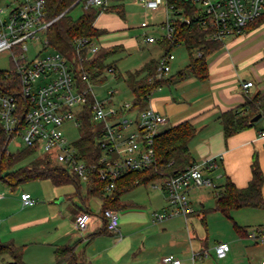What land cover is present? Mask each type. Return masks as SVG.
<instances>
[{
    "label": "built area",
    "instance_id": "built-area-1",
    "mask_svg": "<svg viewBox=\"0 0 264 264\" xmlns=\"http://www.w3.org/2000/svg\"><path fill=\"white\" fill-rule=\"evenodd\" d=\"M109 0H83V8L106 7ZM147 11L164 10V21L149 23L146 18L141 27L159 28L158 35L143 33V43H155L163 39L175 42L174 34L178 23L189 24L194 19L213 40L224 41L227 37L243 31V28L264 13V0H191L196 7L192 15L183 7H177L168 0H135ZM13 5H0V53L6 52L13 69H4L20 79L18 90L6 91L0 87V129L9 141L19 139L24 145L35 147L41 154L54 158L69 172L78 176L81 182H88L93 172L107 183L111 190L114 180L132 170H147L155 163V137L166 126V116L154 109L150 103L142 109L131 108V100L116 104V89L107 88L104 96L94 91L102 85L86 81L81 85L75 77L73 60L63 56L48 45L47 27L52 20L44 17V0H12ZM148 14L147 12L145 13ZM96 39L80 38L75 41V53L83 50L88 56L99 48ZM50 53L44 54V51ZM174 54L163 51L157 58L156 77L168 76ZM80 59L82 57L80 56ZM114 67L105 69L113 73ZM86 77L83 76V79ZM252 81L243 83L244 88ZM160 88V87H158ZM157 88V89H158ZM86 106V107H85ZM88 108L91 129L98 137L102 151L97 163L88 164L78 157L73 142L65 135L64 125L71 122L79 130L80 115ZM264 138V129L259 131ZM220 156L187 166L175 176L151 182V186L166 194L168 209L153 212L152 220L159 221L174 215H189L193 212L189 191L204 186H214L205 170L218 168ZM23 205H32L35 200L28 192L20 195ZM91 212L81 211L74 218L78 232L83 231L91 218ZM108 231L117 232L118 211L113 208L101 210ZM248 238L264 245V228L254 227L247 233ZM229 243L219 241L213 248L218 258L229 251ZM161 264H181L172 254L164 255ZM264 264V255L260 262Z\"/></svg>",
    "mask_w": 264,
    "mask_h": 264
},
{
    "label": "crops",
    "instance_id": "crops-1",
    "mask_svg": "<svg viewBox=\"0 0 264 264\" xmlns=\"http://www.w3.org/2000/svg\"><path fill=\"white\" fill-rule=\"evenodd\" d=\"M102 14L105 13L100 12L96 19L99 17L100 20L106 21L107 15L101 17ZM96 19L94 21L96 27L110 31L105 24L102 23L104 26H101L102 24L96 23ZM120 27L125 33L126 27L123 23ZM258 30L264 33V24L253 30L241 31L229 36L231 39L225 43L226 51H218V54L207 63L208 76L205 79L186 77L156 89L149 99L150 105L166 116V125L169 123V127L183 120H190L194 124L196 134L189 142V151L195 162L200 163L207 158L220 156L217 169L204 171V175L209 176L213 182L217 177L222 178L220 184L209 186L213 189L214 198L211 208L206 209V196L201 195L197 199H192L189 195L193 208L191 214L174 215L153 221V212L168 209L166 194L158 189L159 191L151 195L140 196L132 189L120 198L123 207L116 209L119 215L118 231L111 232L105 230V220L100 215L102 201L95 196L82 197L80 186L77 190L80 199L76 203L73 202V207L69 212L72 229L54 237L49 251L51 259H54L57 247L68 245L78 259L89 264H161V258L168 254L177 257L181 264H260L264 255V245L237 232L234 223L244 227L247 232L254 227L264 228L262 211L264 209L241 207L231 210L229 216L214 209L215 190L223 183L224 175L229 176L237 187L247 185L251 177L250 165L254 154H256L264 176V138L259 135L264 125L257 127L256 120L251 127L224 137L218 118L222 111L244 104L247 94L256 91L264 93V50H262L264 39L258 38L260 33H255ZM132 40L134 41L133 38ZM130 41L131 39L126 43ZM145 44H152L153 48L159 49V54L157 57L150 56L137 68L149 59L157 60L164 51L159 41ZM101 46H120L121 51L126 50L123 42L106 43ZM252 49L256 51L251 52ZM107 61L106 63H112L111 66L114 67L113 78H117L119 70L115 61ZM254 62L256 63L254 74L257 80L250 78L244 72L245 66ZM184 66L178 68L179 65H177V68L181 70ZM124 74H120L122 79ZM174 74L169 71L168 75ZM246 81H252V86L244 88L243 83ZM171 85H174L175 91L170 88L169 90L164 89L165 86L170 87ZM104 93L106 94V90ZM6 186L4 182L0 184V240L6 238V241L12 240L15 245H25L22 255L29 249L26 240H29L30 234L24 236V229L33 226V223L40 219L51 220L52 217H58L54 215L39 217L37 212L42 211L39 207L45 205L44 203L35 205L36 199L32 205H23L20 195L26 191H21L19 194L22 211L18 208H11V202L15 200L17 194L13 189L9 191ZM203 188L192 189L189 194L193 190L201 191ZM262 193L264 195V183ZM91 201L95 205L96 212L91 209ZM81 211H89L92 214L87 227L78 232L74 226V218ZM20 212L29 215L23 214L26 217L20 219L21 217H16ZM214 219L219 221L223 227L222 230L215 227ZM229 220L232 223L231 229L226 224ZM21 231L23 234H19ZM219 241H226L230 246L223 258L216 257L213 250ZM30 255L37 257L43 254L40 249H33ZM1 256L9 257L8 255Z\"/></svg>",
    "mask_w": 264,
    "mask_h": 264
},
{
    "label": "trees",
    "instance_id": "trees-1",
    "mask_svg": "<svg viewBox=\"0 0 264 264\" xmlns=\"http://www.w3.org/2000/svg\"><path fill=\"white\" fill-rule=\"evenodd\" d=\"M83 0H44V17L52 20L47 27L46 39L49 46L59 51L66 58L73 60L75 77L81 85L86 86V81L100 84L107 81L105 69L112 65L106 63L107 58L120 50V46H101L91 56L85 50L80 55L75 53V41L80 38L99 40L107 33L106 29L98 28L94 21L100 12L117 10L118 4H108L106 7L89 6L83 8ZM177 7H183L187 14L192 15L196 7L191 0H168ZM77 5H81L82 13L72 17L70 12ZM264 22V13L249 22L243 31L253 30ZM207 30L194 19L191 23H178L174 34L175 42L183 44L188 52V63L174 75L156 77V59H149L141 67L127 71L123 80L131 92V108L142 109L150 99L151 94L164 85L178 82L186 77L193 76L197 79H205L208 76L207 57L212 55L224 45V41L213 40L206 36ZM164 51H170L176 44L170 40L159 41ZM80 56L82 59H80ZM83 76L86 78L83 79ZM20 79L12 72L0 70V87L6 91L18 90ZM86 107V106H85ZM260 113L264 117V93L256 91L247 94L245 103L234 108L222 111L219 121L224 137H229L241 130L251 127L254 122L252 117ZM81 126L79 138L73 142L78 157L88 164L97 163L102 147L98 137L92 132L94 124L90 122L88 108L80 115ZM196 134V127L190 120H183L168 128H164L154 140L155 163L147 170H132L120 175L114 180V186L107 190V183L99 179L96 172L86 182V196L98 197L101 201V210L105 208L118 209L123 207L121 196L134 189L138 185H147L155 180L175 176L192 165L195 161L189 151V142ZM9 139L6 133L0 129V179L11 189H14L23 181L30 179H49L54 185L73 183L76 189H80L81 181L61 164H53L51 159L38 152L33 146H27L15 151L8 150ZM38 152V155L27 163L17 166L30 155ZM251 177L245 187H237L231 178L224 175V181L217 186L215 194L216 211L230 215V211L241 207L264 209V195L262 186L264 183L263 172L258 163L256 154L252 157L250 165ZM107 231L106 224H104ZM234 228L242 235H247V230L234 223ZM22 247L15 245L12 240H0V255H8L12 258L4 264H23L21 261ZM67 262L68 264H89L78 259L68 245L59 246L55 250V264Z\"/></svg>",
    "mask_w": 264,
    "mask_h": 264
},
{
    "label": "rangeland",
    "instance_id": "rangeland-1",
    "mask_svg": "<svg viewBox=\"0 0 264 264\" xmlns=\"http://www.w3.org/2000/svg\"><path fill=\"white\" fill-rule=\"evenodd\" d=\"M118 4V7H116L117 10H120V12H116V10L112 11H104L105 14H102L101 17H105L107 15L106 21L100 20L98 17L96 19V23L101 25L102 23L105 24L106 28H108L110 31L105 33L98 41H96L99 45L106 44V43H117V42H123L125 44L126 50H120L115 52L114 54L110 55L107 58V62H114L116 63L118 67L119 75H117V78H113L112 73L107 74V81L102 85L94 86V91L100 95H105L106 88H113L116 89L117 92L115 94V103L119 104L125 101H130L132 99L131 92L126 86V84L123 82L122 76L125 71L127 70H133L140 66L143 61L148 59L150 56L157 57L159 54V49L153 48L152 44H145L142 42V35L143 33H150L153 35H158L161 30L159 28H153V27H147L143 28L140 26L141 22L148 19L149 23H156L160 24L164 21V10L162 8H159L157 11H150L146 10L141 4L137 3L135 0H109L108 4ZM5 4H10L9 6L13 5L12 0H0V5L4 6ZM148 13L147 15L145 13ZM82 13L81 5H77L74 9L71 10L70 15L72 17H77ZM120 19V21H117L116 18ZM123 23L126 27V32H122L120 24ZM101 26H104V25ZM264 24V22L262 23ZM261 24V25H262ZM259 25V26H261ZM260 33V36H258L259 39H264V33L260 30L255 31ZM136 41V43L132 40ZM130 42L126 43L127 40H130ZM231 37L225 39L224 46L219 51H226L225 43H227ZM121 46V45H120ZM117 47V46H116ZM264 47V46H262ZM122 48V47H121ZM120 48V49H121ZM254 52L256 49H252ZM264 50V48L262 49ZM51 49L44 51V54L50 53ZM175 55V59L171 62V70L170 73L174 74L178 68L183 67L188 62V52L183 44H179L175 47H173L171 51ZM218 52L209 55L207 57V63H209ZM255 54V53H252ZM246 56L248 55L245 54ZM177 65L179 67L177 68ZM256 63L248 64V66H245L244 72L250 76V78L257 80L256 75L254 72ZM253 68V71H252ZM4 69H13V65L11 64L10 57L6 52L0 53V70ZM121 74V75H120ZM174 85H171L170 87L165 86L164 89L172 90ZM158 92V91H157ZM264 125V117H260L257 122L256 126H263ZM169 127V123L165 126V128ZM64 132L67 136L68 140L70 142L74 141L76 138H78L80 132L77 128L73 127L71 122H68L64 125ZM25 145L17 139H12L8 143V150L9 151H15L17 149H20L24 147ZM39 152V151H38ZM38 152H35L34 154L30 155L27 159L20 162L17 166L23 165L30 161L32 158L38 155ZM51 162L53 164H56L54 158L51 159ZM222 181V178H216L214 180V184H220ZM0 184H3V182L0 179ZM81 195L85 198L86 196V184L85 182H81ZM8 190L10 191V187L6 186ZM16 191V197L15 200L11 202V208H18L20 211L21 204L19 203V194L21 191H26L31 194V196L36 199L35 205H41L44 203L45 206L39 207V209H42L41 212H37V215L40 216H52L58 217V218H51L49 219H40L38 222L33 223V226H30L29 228L24 229L25 234H30L29 240H26V245L28 244V251H26L24 254L21 255V261L23 264H55V257L54 259H51L49 251L51 247L52 240H54V237L56 235H59L60 233L71 230L72 227L70 226V215L69 212L71 208L73 207V204L78 202L80 199V195L77 192V189L73 183H65L61 185H54L49 179H30L21 182L18 184L16 189H13ZM134 192L138 193L140 196H147L151 195L152 193L159 191L157 188H154L151 186V184L147 185H138L134 189ZM212 187L204 186V188L200 190H193L189 195L192 199H197L201 195L206 196L207 201L206 209H210L211 206L214 203L213 198V191ZM13 191V192H14ZM198 194V195H197ZM93 201V200H92ZM92 201L90 202L91 209L96 212L95 205H93ZM74 202V203H73ZM27 208H25L26 210ZM31 209V208H30ZM263 211V217H264V210ZM210 213V212H209ZM25 212H20L16 215V217H26ZM215 215V214H214ZM213 223H215V227L222 230L223 227L219 224V221L214 219ZM229 223V224H228ZM227 226L231 229L232 223L229 220V222H226ZM23 234V232H19V234ZM3 238V237H2ZM2 240V239H1ZM3 240L6 241V238H3ZM2 240V241H3ZM30 241V242H28ZM24 246L22 245V252L24 250ZM37 250L40 249L42 251L43 255H38L35 257L31 254V250ZM27 255V256H26ZM42 257V258H40ZM12 258L1 256L0 255V264H4L7 261H11Z\"/></svg>",
    "mask_w": 264,
    "mask_h": 264
},
{
    "label": "water",
    "instance_id": "water-1",
    "mask_svg": "<svg viewBox=\"0 0 264 264\" xmlns=\"http://www.w3.org/2000/svg\"><path fill=\"white\" fill-rule=\"evenodd\" d=\"M260 117H261V114L258 113V114H256L255 116L252 117L251 121H252V122H255V121L258 120Z\"/></svg>",
    "mask_w": 264,
    "mask_h": 264
}]
</instances>
